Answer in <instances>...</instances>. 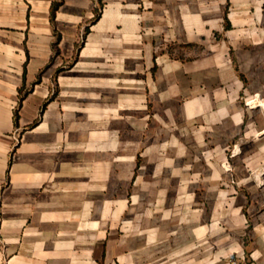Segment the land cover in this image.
<instances>
[{
  "label": "crops",
  "instance_id": "0c3cea01",
  "mask_svg": "<svg viewBox=\"0 0 264 264\" xmlns=\"http://www.w3.org/2000/svg\"><path fill=\"white\" fill-rule=\"evenodd\" d=\"M0 0V264H264V0Z\"/></svg>",
  "mask_w": 264,
  "mask_h": 264
},
{
  "label": "built area",
  "instance_id": "2783aa9c",
  "mask_svg": "<svg viewBox=\"0 0 264 264\" xmlns=\"http://www.w3.org/2000/svg\"><path fill=\"white\" fill-rule=\"evenodd\" d=\"M246 104L251 107L260 106L264 109V96L257 94L246 98Z\"/></svg>",
  "mask_w": 264,
  "mask_h": 264
},
{
  "label": "trees",
  "instance_id": "16d2710c",
  "mask_svg": "<svg viewBox=\"0 0 264 264\" xmlns=\"http://www.w3.org/2000/svg\"><path fill=\"white\" fill-rule=\"evenodd\" d=\"M64 0H53L52 2V19L55 18L57 10L60 8Z\"/></svg>",
  "mask_w": 264,
  "mask_h": 264
}]
</instances>
